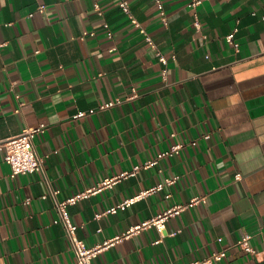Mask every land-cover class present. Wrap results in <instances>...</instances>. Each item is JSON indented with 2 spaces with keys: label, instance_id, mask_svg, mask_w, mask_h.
I'll use <instances>...</instances> for the list:
<instances>
[{
  "label": "crops",
  "instance_id": "obj_1",
  "mask_svg": "<svg viewBox=\"0 0 264 264\" xmlns=\"http://www.w3.org/2000/svg\"><path fill=\"white\" fill-rule=\"evenodd\" d=\"M164 1L168 23L156 0H129L155 48L121 0H0V142L45 123L35 141L49 154L44 169L14 176L0 149V264H73L50 188L69 197L178 142L179 153L70 206L90 245L124 236L93 264H264V0ZM196 196L206 199L166 233L125 235ZM245 233L259 255L239 245Z\"/></svg>",
  "mask_w": 264,
  "mask_h": 264
},
{
  "label": "built area",
  "instance_id": "obj_2",
  "mask_svg": "<svg viewBox=\"0 0 264 264\" xmlns=\"http://www.w3.org/2000/svg\"><path fill=\"white\" fill-rule=\"evenodd\" d=\"M202 1L203 0H193L190 3V5L196 8ZM156 2L160 8L163 20L165 21V23H168L169 17L167 14L165 1L156 0ZM121 5L125 9V11L130 15L131 20L135 23V25H137V27H139L141 31L144 34H146L148 41L152 43L154 47L156 48L157 46L153 40V37L149 34L146 26L132 13L131 4L129 0H121ZM40 7H41V10H45L47 7V4H42ZM263 18H264V14H263ZM194 24L199 29H201L203 26V22L201 18L199 17L198 13H196ZM237 30L238 29L236 28L233 32L227 35L228 41L230 42L235 41ZM109 34L113 35V32L110 31ZM157 53L160 56L161 60H163L165 63L168 62V57L161 50L158 49ZM135 94H137V91H135ZM116 101H121V99L118 98L117 100H112L110 102H107L103 106H111L115 104ZM93 111H95V108L91 109V112ZM86 114H87V111L82 110L76 114V117H81ZM45 128H46L45 123L37 125V126H28L24 128L19 134L0 142V149L4 151L5 159L11 165L14 176L20 173L35 172V171L42 170L45 168V158L49 154H45V155L41 154L37 149L36 141H35L37 134L41 131H44ZM210 136L211 134L209 133L206 134V137H210ZM194 143H196V140L194 141ZM183 146H184L183 142H178L174 144L171 148L159 152L154 159L148 160L143 165H137L132 171H127L122 175L137 173L141 169V167H149L151 165L158 164L161 158L168 156V155H174L176 153H179ZM122 175L112 177V178H106L98 186H94L92 188L78 192L66 198H60L59 196L61 192L60 188H54V187L50 188L49 193L54 197L56 201L57 211L59 213L55 221L57 223L62 222L65 225L67 229V234L69 238L71 239L72 245L77 254V260L73 264H93L94 258L100 252L116 244L117 242H119L120 240L124 238V236L118 235L112 238H108L102 242H98L94 245H90L85 239L79 236L78 234L79 224L73 220L72 214L70 211V206L72 204L77 203L79 200L89 196L90 194L100 190L101 188L105 186L113 185L115 181L119 179ZM178 177L179 176L169 178L168 182L173 183L178 179ZM240 177H241V174L238 173L237 178H240ZM163 185L164 184L161 183L153 188L142 190L140 193L126 198L124 201H122L118 205L112 206L106 212L117 211L120 208L126 209L129 205L147 196L152 191L162 188ZM48 195L49 194H45L44 197H47ZM205 199H206L205 196H196L189 202L178 203L173 206H170L168 209L157 214L153 218L145 220L141 225L135 226V228L129 230L127 233H125V235H130L136 230H139L145 226H150V225H155L161 232L166 233L168 229V220L171 216L178 214L182 212L183 210H185L186 208L194 206L195 204H198L199 202ZM176 232L177 231H174L172 233L175 234ZM251 237H252V234L245 233L242 236V238L239 240V245L248 249L254 254L259 255L261 252L257 251L254 248V246H252ZM220 239L222 238L220 237ZM225 255H227L226 249L216 252L215 254H213V257L222 258ZM208 260L210 259L204 260V263H207Z\"/></svg>",
  "mask_w": 264,
  "mask_h": 264
}]
</instances>
